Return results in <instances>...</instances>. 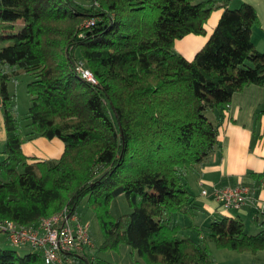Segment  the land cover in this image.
<instances>
[{
  "label": "trees",
  "instance_id": "1",
  "mask_svg": "<svg viewBox=\"0 0 264 264\" xmlns=\"http://www.w3.org/2000/svg\"><path fill=\"white\" fill-rule=\"evenodd\" d=\"M229 3L0 0V219L34 226L63 210L76 216L86 199L103 240L98 250L125 244L144 264H217L206 240L237 253L263 250L259 208L254 234H246L241 218L223 213L211 217L198 240L180 234L175 222L194 203L187 173L220 148L218 128L232 95L250 84L264 87V50L250 38L256 13ZM217 9L220 18L193 59L177 53L174 41L206 35ZM21 74L30 77L23 119L7 87ZM261 118L264 102L255 125ZM34 136L61 141L60 156L25 155L22 144ZM250 176L264 179V172ZM121 195L131 210L113 218L110 203ZM67 257L70 264L103 262L86 252ZM0 264L44 262L39 250L20 254L10 246L0 247Z\"/></svg>",
  "mask_w": 264,
  "mask_h": 264
},
{
  "label": "crops",
  "instance_id": "2",
  "mask_svg": "<svg viewBox=\"0 0 264 264\" xmlns=\"http://www.w3.org/2000/svg\"><path fill=\"white\" fill-rule=\"evenodd\" d=\"M241 3L250 5L256 13L258 24L252 28L250 38L256 50L263 51L264 0H230L229 7L237 8ZM221 13L222 9L213 10L210 13L204 26L206 35L188 34L175 40L173 49L185 59L192 60L212 33ZM263 102L264 87L258 85H247L232 95L224 120L218 128L217 140L220 148L196 170L186 175L185 184L194 197V203L187 215L179 213L175 215V222L181 227L180 234L192 239H194L192 235H196L198 239H201L207 232L211 217L215 214H222L218 204L210 195H201L202 189L211 192L225 185L248 184L252 192L246 204L240 210L223 213L232 218L242 219L244 216L252 218L255 210L264 203V179L250 176V173L264 172V118H261L257 125L253 121L254 112ZM257 134L258 137L255 139ZM4 141L5 128L0 104V162L3 159L1 151ZM53 142L52 139L34 136L22 144V151L27 156L56 159L60 156L63 147ZM259 252L261 256L256 257ZM254 256L256 259H261L262 263L264 249ZM229 257L234 258L231 254ZM230 263L242 264L236 258Z\"/></svg>",
  "mask_w": 264,
  "mask_h": 264
},
{
  "label": "built area",
  "instance_id": "3",
  "mask_svg": "<svg viewBox=\"0 0 264 264\" xmlns=\"http://www.w3.org/2000/svg\"><path fill=\"white\" fill-rule=\"evenodd\" d=\"M82 76L94 82L92 75L79 68ZM251 187L248 184L225 185L208 192L202 189L201 195H210L218 204L221 213L240 210L250 199ZM264 211V203L259 206ZM0 232L5 234L14 247L39 250L44 264H70L67 255H81L93 248L87 225L77 216L65 210L41 218L34 226L21 227L12 221L0 219Z\"/></svg>",
  "mask_w": 264,
  "mask_h": 264
},
{
  "label": "rangeland",
  "instance_id": "4",
  "mask_svg": "<svg viewBox=\"0 0 264 264\" xmlns=\"http://www.w3.org/2000/svg\"><path fill=\"white\" fill-rule=\"evenodd\" d=\"M30 77L27 74H21L16 78L15 81H9L7 84L8 92L14 95V103L17 115L23 119L26 116L29 107L30 95L27 92V83ZM209 118H212V114L208 113ZM27 120H23L22 124L25 125ZM24 130H28L27 127H24ZM53 143H59L62 147L63 144L57 139H52ZM130 208L127 204L126 198L124 195L114 198L110 203L109 213L113 218H116L122 214L130 212ZM76 216L79 220L87 225L88 232L93 242V248L86 250L87 254H95L97 261H103L102 264H144L143 260L139 257L137 252L131 249L125 244H119L115 249H101L98 250V246L102 243V236L100 233L99 225L95 219L94 213L87 209L86 199H84L78 206L76 210ZM244 223V231L246 234H254L258 231L251 217H242ZM195 240H198L196 235H192ZM207 249L209 250L210 256L217 264H231L232 260L241 261L242 264H264V261L261 263V259H256L255 254L249 252H243L242 254L237 253L232 250L217 248L213 242L206 240L204 242ZM14 247L9 242L7 236L3 233H0V247L8 248ZM17 251L20 254H23L27 251L33 250L32 248L26 247H16ZM233 255V259L229 256ZM261 252L257 254L256 257H260ZM253 262V263H252Z\"/></svg>",
  "mask_w": 264,
  "mask_h": 264
}]
</instances>
